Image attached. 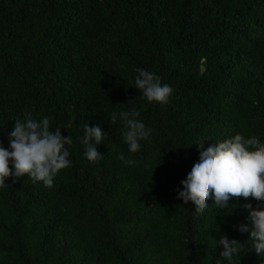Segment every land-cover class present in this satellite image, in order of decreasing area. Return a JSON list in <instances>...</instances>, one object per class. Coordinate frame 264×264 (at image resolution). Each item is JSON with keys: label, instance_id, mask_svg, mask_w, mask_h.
<instances>
[{"label": "trees", "instance_id": "trees-1", "mask_svg": "<svg viewBox=\"0 0 264 264\" xmlns=\"http://www.w3.org/2000/svg\"><path fill=\"white\" fill-rule=\"evenodd\" d=\"M137 68L174 89L167 104L135 88ZM132 108L152 129L136 153L123 121H111ZM28 114L71 136L72 163L51 188L26 174L7 179L0 264H217L221 235L243 245L232 264L264 261L237 230L257 201L217 209L209 199L198 213L176 191L199 139L264 142V0H0L6 148ZM85 124L109 133L96 163L83 155ZM120 152L136 163L125 166Z\"/></svg>", "mask_w": 264, "mask_h": 264}, {"label": "clouds", "instance_id": "clouds-1", "mask_svg": "<svg viewBox=\"0 0 264 264\" xmlns=\"http://www.w3.org/2000/svg\"><path fill=\"white\" fill-rule=\"evenodd\" d=\"M135 71V88L142 91L149 103L164 105L169 102L174 91L169 84L162 83L154 72L143 68ZM139 116L136 108L111 114L112 123H116L118 118L123 121V140L130 153L138 152L141 149L140 141L147 140L152 134V129ZM83 131L81 143L84 157L90 162H99L103 154L98 151V146L108 138L109 133L104 132L99 124H85ZM7 137V148L0 141V189L9 184L6 182L9 177L19 178L25 174L33 182L39 181L51 188L58 173L71 166L68 146L72 145V138L62 136L60 127H56L55 132L50 131L49 117L37 120L28 114L24 120L15 121ZM195 145L199 157L180 182L181 187L176 190L177 199L184 204L192 202L198 213H203L209 207V199L217 209L227 208L232 198L247 200L251 197L257 201L255 206L251 203L244 205L248 210L250 225L241 224L237 230L250 233L252 249L264 258V142L255 136L246 138L236 134L220 142L201 138ZM117 158L125 166L136 163L126 158L123 152L118 153ZM218 245L223 251L217 264H223V261L232 264L233 257L243 249L239 241L226 235L220 236L216 247Z\"/></svg>", "mask_w": 264, "mask_h": 264}]
</instances>
